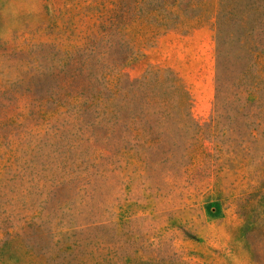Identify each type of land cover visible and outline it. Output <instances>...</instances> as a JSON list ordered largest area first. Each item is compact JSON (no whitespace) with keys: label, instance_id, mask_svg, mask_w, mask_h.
<instances>
[{"label":"rangeland","instance_id":"obj_1","mask_svg":"<svg viewBox=\"0 0 264 264\" xmlns=\"http://www.w3.org/2000/svg\"><path fill=\"white\" fill-rule=\"evenodd\" d=\"M0 264H264V0H0Z\"/></svg>","mask_w":264,"mask_h":264}]
</instances>
